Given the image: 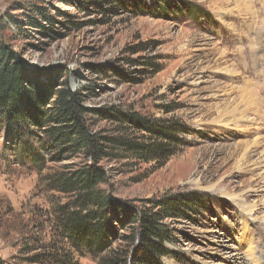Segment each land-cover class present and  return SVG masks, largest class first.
<instances>
[{"label":"rangeland","instance_id":"rangeland-1","mask_svg":"<svg viewBox=\"0 0 264 264\" xmlns=\"http://www.w3.org/2000/svg\"><path fill=\"white\" fill-rule=\"evenodd\" d=\"M120 1L0 0V42L33 83L79 92L91 131L112 133L113 112L187 129L161 168L105 165L114 248L137 234L117 227L122 207L181 195L160 264H264V0ZM36 141L0 131V264H97L62 227L73 198L51 189L82 160L35 165Z\"/></svg>","mask_w":264,"mask_h":264},{"label":"trees","instance_id":"trees-1","mask_svg":"<svg viewBox=\"0 0 264 264\" xmlns=\"http://www.w3.org/2000/svg\"><path fill=\"white\" fill-rule=\"evenodd\" d=\"M81 102V94L67 87L33 83L17 55L0 42V131L6 130L16 141L35 138L39 149L32 158L35 165H45L44 155L50 163L82 160L76 169L51 177L52 190L73 198L72 211L62 221L73 249L84 250L97 264H160L166 233L158 228L159 222L186 214L188 197L153 201L144 212L122 207L117 227L136 225L137 234L128 236L125 246L114 248L116 205L99 187L107 182L105 165L110 162L153 163V169L161 168L184 148L187 129L172 120L113 112L107 119L112 117L118 125L103 136L91 131L88 109ZM67 208L59 210L65 214ZM137 239L140 247L131 252Z\"/></svg>","mask_w":264,"mask_h":264},{"label":"bare ground","instance_id":"bare-ground-1","mask_svg":"<svg viewBox=\"0 0 264 264\" xmlns=\"http://www.w3.org/2000/svg\"><path fill=\"white\" fill-rule=\"evenodd\" d=\"M236 149H237V150H235V151L233 152V155H238V153L240 152V149H241V148H236ZM191 156H192V155H191ZM189 158H190V157H189ZM190 159H192V158H190ZM187 164H188V163H187ZM187 164H186V165H187ZM189 165H190V164H189ZM192 166H193V165H192ZM192 166L190 165V167H192ZM186 167H187V166H186ZM188 168H189V167H188ZM240 262H241V261H240ZM252 263H253V264H257L258 262L256 263L255 261L252 260ZM241 264H242V263H241ZM258 264H261V263H258Z\"/></svg>","mask_w":264,"mask_h":264}]
</instances>
